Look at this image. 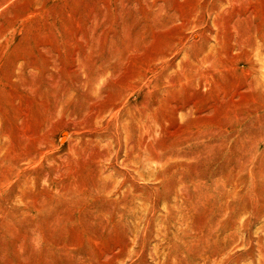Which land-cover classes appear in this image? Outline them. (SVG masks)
<instances>
[{
    "label": "rangeland",
    "instance_id": "1",
    "mask_svg": "<svg viewBox=\"0 0 264 264\" xmlns=\"http://www.w3.org/2000/svg\"><path fill=\"white\" fill-rule=\"evenodd\" d=\"M0 264H264V0H0Z\"/></svg>",
    "mask_w": 264,
    "mask_h": 264
}]
</instances>
